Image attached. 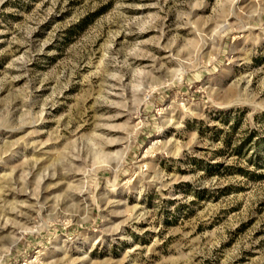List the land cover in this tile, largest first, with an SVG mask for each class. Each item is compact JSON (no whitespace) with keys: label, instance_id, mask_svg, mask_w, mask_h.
Segmentation results:
<instances>
[{"label":"rangeland","instance_id":"1","mask_svg":"<svg viewBox=\"0 0 264 264\" xmlns=\"http://www.w3.org/2000/svg\"><path fill=\"white\" fill-rule=\"evenodd\" d=\"M0 264H264V0H0Z\"/></svg>","mask_w":264,"mask_h":264},{"label":"bare ground","instance_id":"2","mask_svg":"<svg viewBox=\"0 0 264 264\" xmlns=\"http://www.w3.org/2000/svg\"><path fill=\"white\" fill-rule=\"evenodd\" d=\"M157 72L159 73V72H160V70H157Z\"/></svg>","mask_w":264,"mask_h":264}]
</instances>
